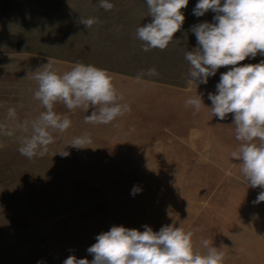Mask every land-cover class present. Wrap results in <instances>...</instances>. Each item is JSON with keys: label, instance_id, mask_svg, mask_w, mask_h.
<instances>
[{"label": "rangeland", "instance_id": "obj_1", "mask_svg": "<svg viewBox=\"0 0 264 264\" xmlns=\"http://www.w3.org/2000/svg\"><path fill=\"white\" fill-rule=\"evenodd\" d=\"M98 2L0 0V124L15 128L44 111L34 98L38 85L32 76L48 59L60 74L77 62L132 77L155 67L158 76L142 79L170 90L163 94L172 102L165 108L163 132L180 139H92L85 148L72 147L74 137L94 127L85 124L83 109L70 111L62 103L55 111L68 115L72 125L54 133L44 157L29 160L19 153L20 139L30 129L12 136L0 131V264H63L70 255L91 261L87 249L112 226L142 232L148 225L158 232L173 224L193 232L196 251H207L204 240L220 247L223 264H250L241 248L251 245L264 257V202L253 203L262 189L248 187L240 162L231 157L239 145L233 114L219 120L208 99L220 74L232 66L218 69L207 84L187 82L190 65L184 56L197 46L190 29L213 22L215 13L197 17L198 0H189L168 47L144 52L136 29L151 22L146 0H109L115 5L111 11ZM88 17L99 22L86 28L80 18ZM261 60L258 54L237 66ZM196 94L206 106L198 112L185 107ZM9 108L15 109V120L8 118ZM126 144L134 149H123ZM134 186L142 189L135 196Z\"/></svg>", "mask_w": 264, "mask_h": 264}, {"label": "clouds", "instance_id": "obj_2", "mask_svg": "<svg viewBox=\"0 0 264 264\" xmlns=\"http://www.w3.org/2000/svg\"><path fill=\"white\" fill-rule=\"evenodd\" d=\"M189 0H146L151 22L136 29V38L142 42V50H165L174 34L184 23L181 9ZM98 6L111 11L115 5L109 0H99ZM211 10L213 22H202L190 29L196 37L197 46L185 53L189 63L187 82L207 84L221 67L232 66L220 74L216 92L208 93L212 115L224 120L233 114L235 139L238 147L231 152L233 160L239 161L240 171L248 187L261 188L254 204L264 202V60L256 64L237 66L246 58L264 56V0H198L193 9L197 17ZM98 18H80V23L91 28ZM159 73L155 67L142 70L137 79L154 77ZM32 79L37 82L34 98L44 111L31 121L17 123L15 128L0 124V131L12 136L20 130L29 133L20 139L18 151L29 160L44 157L49 145L55 142L54 133L67 131L72 121L66 114L55 111L62 103L68 110L83 109L91 114L84 117L87 124H110L131 111L130 105L121 103L123 95L116 89L107 70L81 62L62 74L53 70L52 62L43 64ZM195 111L206 107L201 94L189 97L185 107ZM8 118L16 119L14 108L8 109ZM92 138L84 133L74 137L69 145L85 148ZM68 156L66 151L60 152ZM142 189L134 186L131 195ZM144 231L124 226H112L96 237V243L87 252L93 256L77 259L68 256L63 264H223L224 253L220 247L210 246L204 240L206 252L194 249L192 231L176 225H165L157 231L144 225ZM223 246V245H221ZM41 264V262H38Z\"/></svg>", "mask_w": 264, "mask_h": 264}, {"label": "crops", "instance_id": "obj_3", "mask_svg": "<svg viewBox=\"0 0 264 264\" xmlns=\"http://www.w3.org/2000/svg\"><path fill=\"white\" fill-rule=\"evenodd\" d=\"M107 71L112 76L116 89L123 95L121 103L130 105L131 111L118 117L110 124H89L94 128L85 130L86 133L101 135L92 139L113 142L180 139V136L173 135L171 137L169 134L165 136L163 132L165 108L168 109L172 105V102L164 100L163 94L165 90L170 91L169 89L160 84L150 83L145 79L138 80L136 77L116 71ZM91 111L90 108L88 112H85V115H90ZM151 129H155V133ZM123 149L131 150L134 148L132 144H126ZM241 249L243 254L247 253H245L246 258L250 260L248 263L264 264V257L259 256L260 251L256 246L251 245L247 246L245 250H243L244 248ZM236 262H239V259H236Z\"/></svg>", "mask_w": 264, "mask_h": 264}]
</instances>
